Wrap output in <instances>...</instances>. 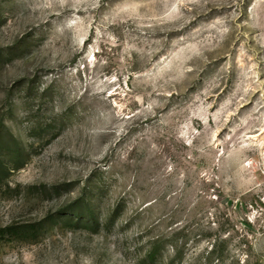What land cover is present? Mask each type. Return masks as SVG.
Here are the masks:
<instances>
[{
	"label": "rangeland",
	"instance_id": "374dc122",
	"mask_svg": "<svg viewBox=\"0 0 264 264\" xmlns=\"http://www.w3.org/2000/svg\"><path fill=\"white\" fill-rule=\"evenodd\" d=\"M0 264H264V0H0Z\"/></svg>",
	"mask_w": 264,
	"mask_h": 264
},
{
	"label": "trees",
	"instance_id": "16d2710c",
	"mask_svg": "<svg viewBox=\"0 0 264 264\" xmlns=\"http://www.w3.org/2000/svg\"><path fill=\"white\" fill-rule=\"evenodd\" d=\"M28 232H33V231H31V230H28ZM25 233V232H24Z\"/></svg>",
	"mask_w": 264,
	"mask_h": 264
}]
</instances>
